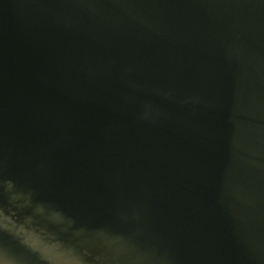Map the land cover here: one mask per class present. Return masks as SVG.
Listing matches in <instances>:
<instances>
[{"label":"water","instance_id":"water-1","mask_svg":"<svg viewBox=\"0 0 264 264\" xmlns=\"http://www.w3.org/2000/svg\"><path fill=\"white\" fill-rule=\"evenodd\" d=\"M0 264H264V0H0Z\"/></svg>","mask_w":264,"mask_h":264}]
</instances>
